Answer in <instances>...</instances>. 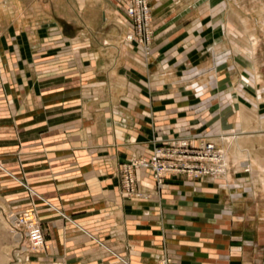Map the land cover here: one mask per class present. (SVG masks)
Returning a JSON list of instances; mask_svg holds the SVG:
<instances>
[{"label": "crops", "instance_id": "0c3cea01", "mask_svg": "<svg viewBox=\"0 0 264 264\" xmlns=\"http://www.w3.org/2000/svg\"><path fill=\"white\" fill-rule=\"evenodd\" d=\"M184 3L194 8L192 0ZM205 6L208 21L213 22V13L218 9L215 17L220 16V22L231 30L228 32L232 37H222L216 50L249 54L248 67L243 69L246 74H241L246 76L248 70H256L260 78L256 80L253 75L255 82L251 80L247 89L243 85L242 97L237 99L240 123V98H252L257 112L264 102L258 87L264 82V62L257 60L261 47L264 49L257 28V24L264 23V0H205ZM125 7L115 6L110 0H0V98H10L8 101L17 109L21 108L19 98L23 94L28 98V106L15 116L14 127L6 126L4 121L14 111L11 113L5 102L0 104L1 203L5 210H21L33 203L48 236L46 255L39 261L30 258L27 264H156L165 250L175 255V264L185 260L218 264L220 261L213 260L220 255L218 248L232 244L217 236L216 242L203 239L201 233L212 236L213 225L192 221L198 214L193 206L202 204V210L208 211L203 212L205 216L210 215L214 209L212 200L227 197L219 185L215 190L197 192L183 186V177H168V189L159 194L151 172L145 171L138 173V180L151 200L129 199L119 190L118 165L136 150L131 141L142 142L151 149L149 142L158 128L175 133L179 107L164 104L165 100L167 103L182 96L177 77L182 58L164 69L159 63L163 50L156 47L144 68L139 65L134 46L122 47L128 27L118 19L120 15L126 18ZM183 7V12L190 8L184 4ZM245 25L250 30L247 33ZM250 32L256 37L251 38ZM70 41L79 56L77 69L87 73L82 77V85L93 88V98H38L37 89L32 88H41L48 81L47 75L39 74L37 84L24 76L22 84H18L15 75L33 71L38 57L42 60L46 56L45 68L38 72L46 74L53 69L47 60L53 46ZM182 52L177 54H186ZM182 60L188 62L190 56L186 54ZM204 68L212 69L209 65ZM5 72H10L12 78H6ZM233 84L240 88L239 74L234 76ZM6 85L11 90L5 93ZM144 85L148 88L144 89ZM249 91L256 93L257 98ZM56 104L63 109L55 115L61 122L54 126L49 110ZM72 106L76 109L70 112ZM246 111L249 113V109ZM234 121L230 120L232 127ZM21 123L30 126H18ZM198 128L192 126L193 132ZM254 142V148L258 147L264 155L260 143ZM262 159L258 168L254 166L257 174L264 171ZM260 178V201L248 217L259 233L264 231V176ZM229 204L235 214L239 206ZM247 215L246 212L244 217ZM224 217L221 234L233 230L234 235L244 238L236 232L243 221L236 218L239 221L232 224L225 222L231 219L229 216ZM1 221L0 264H11V235ZM197 237L205 241L201 251L196 249ZM255 242L256 249L248 246L246 252L233 253L232 262L263 264V239ZM16 264H24L23 259L19 258Z\"/></svg>", "mask_w": 264, "mask_h": 264}, {"label": "rangeland", "instance_id": "374dc122", "mask_svg": "<svg viewBox=\"0 0 264 264\" xmlns=\"http://www.w3.org/2000/svg\"><path fill=\"white\" fill-rule=\"evenodd\" d=\"M110 1L115 6L120 8L123 7V4L127 7L128 0ZM186 1L187 0H150V6L152 9V20L149 26L152 32L150 42L147 43L146 38H144L145 43H129L126 38V41L122 44L124 49L134 46L135 51L138 52L139 55V65L144 68L148 66L149 61L153 58V52L156 47L161 48L160 51L163 50L162 52L164 54L161 56L159 63L164 69L168 67L169 63L177 60L178 57H180V59H184L186 54L190 56V61L187 62L181 59L180 69L177 72V77L181 85L180 88L182 96H180V98L167 100V103L165 100L164 104L165 106L173 103L179 107V122L175 124V133L172 134L167 130H163L164 128L162 130L158 128L153 134L152 140L149 142L151 143L150 145L153 146L151 149L145 146L146 144L142 142H137L136 140L131 141L132 144L136 146V150L132 153L129 159L118 165L117 176L119 178V190L123 195H125L123 166L133 160L136 156H142L148 160L156 148H166L175 143L180 144L183 140L193 142L192 146H198L199 142L203 141L215 143L217 149L226 154L227 174L225 177L216 180L210 178H204V180L203 177L192 180L183 174L169 177H183V186L191 188L197 192L203 191L205 193V190H215V187L219 185L221 188L220 190L223 192V196L226 194L227 197L224 199L217 198L216 200H212V207H214V209L210 215L205 216L203 212L208 211H203L204 209L202 210V204L193 206L197 208L196 212H198V214L192 217V221H202L213 225L214 228L212 229L211 237L202 234L201 232L203 231L201 230L198 231L201 235H203V239H212L216 242L217 237H221L223 241L226 239L232 243L229 247H219L218 249L220 255L217 259L215 258L213 260L214 262L220 261L221 264H234L231 260L233 253L241 254L243 251L246 252L248 246L252 249H256L255 240H258L259 238L263 239L264 243V231L261 233L255 231L253 229L254 221L248 220V217L252 212L251 210L255 208L260 201V187L258 182L262 180L260 177L264 176V171L261 174H257L254 167L256 165L258 168L260 161H263L262 158L264 157L262 150H257L258 147L257 149L254 148V140H256L264 149V102L259 105V108L257 107V112L252 98H240L243 112L239 118V122L241 124L237 122L238 113L240 112V105L237 102V99L242 97V90L244 89V86L246 89L248 85L251 86V80L254 81L253 75H255L256 80L260 78L256 70L255 72L248 70V73L252 74L250 76L247 74L248 77L247 75L242 76L241 74L245 71L243 69L248 67L247 61L250 58L249 54L236 55L235 53L232 54L231 51H224L223 53H220V51L216 50L218 49L217 47L219 46L222 37H232L231 33H229L231 32L230 28L228 29L226 25L220 22V16L215 17L218 9L213 13L215 15L213 22H211L210 20L208 21L210 18H206L205 0H192L194 8L189 6L190 3H184ZM183 4L184 6L190 7L187 12H183ZM123 12L125 14V11ZM153 12L155 14L154 17ZM120 17L121 19H118V21L127 25L129 34L132 27L131 24L129 25L127 16L125 18L124 15H120ZM56 28L57 27L55 26L53 27V32H55L54 29ZM257 28L259 30V35L261 36L260 44H262L264 41V23L257 24ZM244 31L246 33L250 31L247 28V25H245ZM74 34L75 33H72V35ZM184 34L186 35L184 36ZM253 36L256 37L255 34L251 33V38ZM72 43L73 42L70 41L61 45L60 42H56L52 48L51 54L47 56V60H49L48 64L52 63L51 67L53 69L47 70L46 74L45 71L38 72L37 70L45 68L44 58L46 56H42V60L41 57H38V63L35 67H33V71L31 70L32 72L27 70L26 73L22 72V74L18 73L15 75L18 84H22L24 76L29 79L30 83L35 80V83L37 84L39 74L42 76L47 75L46 78L48 81L44 82L41 88L37 86L32 88V90L37 89L38 98H44L46 101L47 99L53 101L57 99L60 100V98H77L79 95H82L85 99L93 98L95 96L93 88L88 85H82L83 79L85 78L83 75H86L87 73L82 72V69H77L76 62L79 56H77L73 51L74 44ZM145 46H149L151 48L149 55L145 54ZM179 50L183 51L181 54H186L178 55L177 53ZM96 57L101 58V55L97 54ZM257 60L264 62L263 46L257 54ZM207 65H209L212 69L205 70L204 67ZM222 68L224 69L221 70ZM239 68H241V70H239ZM262 73L264 80V71H262ZM238 74L241 80V90L239 87H234L233 84V78ZM244 74H246V72ZM5 75L6 78H9L12 74L10 75V72H5ZM224 75H227V77L221 80ZM244 77L247 78L245 79ZM80 81L81 83H79ZM258 82H261V80ZM258 87L260 92L259 94L264 96V82L263 84H259ZM143 88L146 89L148 87L144 85ZM4 89L6 93L11 90V87L6 85ZM249 93L257 98V94L253 91H249ZM25 97L26 96L23 94V98H19L21 101V110L24 109L23 107L28 106V103H26L28 98ZM9 99L10 98H0V104L5 102V104L9 105L11 113L14 111L10 117L7 116V119L4 120L6 121V126L12 127L15 125L13 121H15V116L18 115L20 109L15 108V106L8 101ZM262 100H264V98H262ZM62 109L63 108L60 104H56L49 110V112H52V116H54L52 121L54 126L61 122L58 118H55V115L59 114ZM75 109L76 106H72L69 108V111L73 112ZM247 109H249V113H247ZM40 119L41 118L37 120ZM232 119L233 121H236H234V127H232V124L230 123V120ZM196 125L199 128L193 132L192 126ZM18 126L27 128L30 124L21 123ZM227 139H232L239 145L245 144L243 147L244 149L241 148L240 151L229 152L230 147L226 142ZM147 152L149 156H147ZM2 169L3 167L0 165V170L2 171ZM145 171L146 169L140 171L137 170L135 173L137 178L136 192L137 194L142 193L143 195H146L147 198H139L136 197L137 195L133 197L126 196L127 198L145 201L152 199L149 194H146L142 190L141 182L138 180V173ZM247 171L249 172L247 173ZM167 178L168 177L164 179L163 187H160V185L156 182L157 193L160 194L168 189L169 184L166 182ZM198 179L203 180L197 181ZM218 182H220V184H217ZM32 196L35 197L34 195ZM1 201L2 200L0 198V220H2L1 222H4L9 234L11 235V245L13 248L10 256L11 264L19 263V258L23 259L24 264H27V262L30 261V258L31 260H42V258L46 255L49 246L47 244L48 236L46 228L39 220L38 208L32 203L31 206H27L21 210H10V208L5 210ZM227 203H230L229 205L239 206L237 211H235V214L233 210L228 208ZM30 210L34 211L37 222L42 227L46 239L44 249L38 251L27 248V238L20 242V240L13 236L11 232L13 228L11 216L14 214H23ZM245 210L248 215L244 217V214L246 213ZM225 215L231 218L230 220L226 219L225 222L228 221L234 224L235 221H243L241 224H243L245 228L243 225L241 227H237L239 230L236 232H241V235H243L244 238L240 235H234L235 231L233 230L221 234L219 228L220 224L224 221ZM203 239L199 237L196 238L195 242L198 244L196 249L199 251L203 248V244L205 242ZM23 247L27 249L23 250ZM244 248L245 250H243ZM198 254H200V252ZM174 256L175 255L173 253L165 250L163 254L157 257L156 264H161L160 260L163 257L171 261L169 264H175L174 262L176 261ZM57 263L58 262H52L51 264ZM177 263L179 264L180 262L177 261ZM181 264L204 263H193L185 260Z\"/></svg>", "mask_w": 264, "mask_h": 264}, {"label": "built area", "instance_id": "2783aa9c", "mask_svg": "<svg viewBox=\"0 0 264 264\" xmlns=\"http://www.w3.org/2000/svg\"><path fill=\"white\" fill-rule=\"evenodd\" d=\"M125 15L131 24V30L127 40L131 43L150 42L152 32L150 24L152 20V9L150 0H128ZM145 54L149 55L151 48L145 46ZM193 142L183 140L180 144H172L169 147L156 148L152 156L147 158L135 157L123 166L124 194L128 197L147 198L142 193L136 192V171L146 169L151 172L155 182L163 187L164 179L173 175H186L190 179L210 178L221 179L227 174L226 154L218 150L213 142H199L198 146H192ZM13 228L11 230L20 242L27 238L28 247L34 251L44 249L46 239L42 227L37 222L33 210L23 214L11 216ZM27 248L23 247V250ZM161 264H169L170 260L163 257Z\"/></svg>", "mask_w": 264, "mask_h": 264}, {"label": "bare ground", "instance_id": "6f19581e", "mask_svg": "<svg viewBox=\"0 0 264 264\" xmlns=\"http://www.w3.org/2000/svg\"><path fill=\"white\" fill-rule=\"evenodd\" d=\"M81 8H82V6H81ZM83 10V9H82ZM55 26V25H54ZM129 43H131V42H129ZM243 141V140H242ZM245 141V140H244ZM227 144L229 145V147H230V150H229V152H232V151H240L241 150V148H243L244 147V145H239L236 141H233L232 139H227ZM246 142V141H245ZM243 143V142H242ZM248 144V143H247ZM250 144V143H249ZM244 149V148H243ZM250 149V148H249ZM241 152H243V151H241ZM241 155H242V153H241ZM263 160V159H262ZM250 170V169H249ZM249 171H247V173H248Z\"/></svg>", "mask_w": 264, "mask_h": 264}]
</instances>
